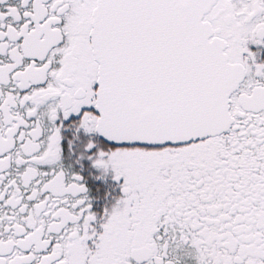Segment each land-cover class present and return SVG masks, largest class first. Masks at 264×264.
Instances as JSON below:
<instances>
[{"label": "snow or ice", "instance_id": "snow-or-ice-1", "mask_svg": "<svg viewBox=\"0 0 264 264\" xmlns=\"http://www.w3.org/2000/svg\"><path fill=\"white\" fill-rule=\"evenodd\" d=\"M0 264H264V0H0Z\"/></svg>", "mask_w": 264, "mask_h": 264}]
</instances>
